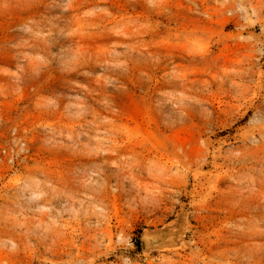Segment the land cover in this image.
Masks as SVG:
<instances>
[{
	"label": "rangeland",
	"instance_id": "1",
	"mask_svg": "<svg viewBox=\"0 0 264 264\" xmlns=\"http://www.w3.org/2000/svg\"><path fill=\"white\" fill-rule=\"evenodd\" d=\"M0 264H264V0H0Z\"/></svg>",
	"mask_w": 264,
	"mask_h": 264
},
{
	"label": "trees",
	"instance_id": "2",
	"mask_svg": "<svg viewBox=\"0 0 264 264\" xmlns=\"http://www.w3.org/2000/svg\"><path fill=\"white\" fill-rule=\"evenodd\" d=\"M140 232H139V235H138V243H137V251H140L141 250V242H140Z\"/></svg>",
	"mask_w": 264,
	"mask_h": 264
}]
</instances>
